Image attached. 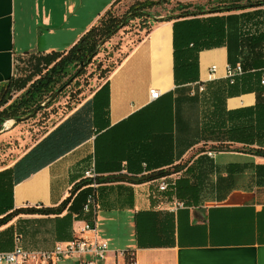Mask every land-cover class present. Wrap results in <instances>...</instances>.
Wrapping results in <instances>:
<instances>
[{
	"label": "crops",
	"instance_id": "1",
	"mask_svg": "<svg viewBox=\"0 0 264 264\" xmlns=\"http://www.w3.org/2000/svg\"><path fill=\"white\" fill-rule=\"evenodd\" d=\"M114 1L0 0V84L19 76L16 64L29 54L70 48ZM223 15V41L200 50L195 70L186 76L196 80L175 82L173 70L174 36L181 49L194 40L193 27L177 26L174 32L173 20L156 22L63 119L23 149L18 148L23 144L5 146L0 156V251H43L71 239L92 212L82 207L62 228L57 218L66 209L58 217L7 214L20 207L58 205L84 180L85 170L93 168L100 178H110L95 189L97 232L109 249L99 264L113 263L129 248L136 264H264V156L248 150L258 146L259 140L248 143L253 142L254 109L264 92L244 89L254 85L244 82V69L228 83L226 68L242 66L244 13ZM80 16L89 17L79 24ZM262 25L258 28L263 30ZM60 45L63 50L52 49ZM105 82L107 87L92 100ZM150 88L159 91L154 100ZM221 108L224 116L237 111L224 127L214 125ZM65 120L59 133L69 135L72 144L51 157L50 141L39 143ZM11 125L8 119L0 129L2 145L14 130H9ZM233 128H245V133L239 138L223 133ZM219 142L230 144V149L216 150L213 145ZM36 164L38 168L23 177ZM176 165L181 167L173 171ZM180 179L195 187L192 195H177L175 182ZM162 182L165 190L159 189ZM178 202L184 205L173 209ZM76 262L65 257L56 264Z\"/></svg>",
	"mask_w": 264,
	"mask_h": 264
},
{
	"label": "trees",
	"instance_id": "2",
	"mask_svg": "<svg viewBox=\"0 0 264 264\" xmlns=\"http://www.w3.org/2000/svg\"><path fill=\"white\" fill-rule=\"evenodd\" d=\"M124 2L125 1L122 3V0H115L113 5L99 16L95 24L86 30L77 42L67 50L52 51L50 53L40 55H30L28 57L29 70L27 74L23 76L10 77L6 82L0 84V129L2 124L8 119L27 116L30 118L31 116H34V110H36L40 104L44 103L45 100L50 98L56 90L63 87L65 82L73 77L75 73H80L82 71L81 67L87 66L92 61L93 57L101 50L103 41L109 39L117 32L118 29L128 25L130 20L143 18V27H146L143 34L140 35L135 42L147 35L152 28H148V26H146V21H149L151 18V14H149L147 10L154 5L161 4L164 0H138L129 4L121 15L114 14L113 11L121 8L125 4ZM203 2L211 3V5L205 7V4L202 2H195V6L191 9L190 7L193 6L191 2L176 1L175 8L182 12V16H166L164 18L156 19L159 22L173 20L174 32L177 26L193 27L192 34L194 35V40L185 42L181 49L177 48L174 36L173 70L175 82L196 80V77L189 78L186 76L190 75L195 70L196 58L200 50L218 46L223 41L224 21L226 18L223 13L243 11L244 18L240 26L242 34L241 44L244 49L242 52V69H244V73H246L244 76V82L254 83V85L244 86V89L254 88L260 93L264 92V84H261L260 80L261 75L264 74V29L262 30L258 27L253 29L250 28L248 25L252 24L251 20L253 19L255 13L246 12L254 7H264V0H205ZM202 11L206 12L203 13ZM261 12L264 13V10ZM190 43L191 46H189ZM124 55L125 53L123 56ZM123 56L108 69V74L118 63H120ZM179 73H181L182 77H179ZM236 77L232 83H230L227 79L228 83L233 84ZM64 79L66 80L64 81ZM106 87L107 82L102 84L101 88L95 92L92 100H95L98 92ZM16 92L19 93L14 95ZM258 104L261 105L258 106ZM47 105H51V102H48ZM40 109H42V107H40L37 111ZM254 110L256 114L254 117L252 136H250L253 139V142H249L248 144L255 143V140L259 141L256 143L258 145L257 147H249L248 150L255 154L264 156V145L260 144V140L264 136V97L259 100V103L257 102ZM216 113L217 118L214 125L224 127L223 125L225 120L237 113V111L227 112V115L224 116L221 108L220 110H217ZM66 121L67 120L59 124L39 143L44 144L50 141L47 153L51 157H55L64 152L72 144L69 135L59 133ZM229 131L232 132L230 133ZM223 133H229V137L237 136V138H239L238 134L245 133V128L226 129ZM213 147H215L216 150H228L230 149V144L219 142L214 144ZM35 148L36 147H34L24 157L28 156ZM237 149L245 150V148ZM24 157L20 160L22 161ZM20 160L14 164V168L18 166ZM38 166V164L31 165L23 177L27 176L31 171L37 169ZM180 167L181 166L176 165L172 168V170H177ZM3 172L10 173V170H5ZM104 179L105 181H110V178H100L96 174L95 180L97 184L102 182ZM143 179L144 178L140 177L138 180ZM90 183L91 179L84 177L82 182L72 186L70 194L56 206H26L15 208L9 212L7 216L13 217L23 213L41 215L52 214L58 217V215L66 209L67 212L63 216L57 218V222L60 223L62 228L70 223L72 213H78L81 211L87 196L96 189H93L90 186ZM85 184L88 186L82 188V185ZM175 185V190L177 191L176 193L178 196L181 195V192H187L192 195L195 190L194 186H190L189 184L186 185L185 181L182 179L177 180ZM133 260H135L133 249L129 248L123 250V260L120 264H130Z\"/></svg>",
	"mask_w": 264,
	"mask_h": 264
},
{
	"label": "rangeland",
	"instance_id": "3",
	"mask_svg": "<svg viewBox=\"0 0 264 264\" xmlns=\"http://www.w3.org/2000/svg\"><path fill=\"white\" fill-rule=\"evenodd\" d=\"M135 1L138 0H125V4L121 8L113 11L114 14L121 15L126 10L127 6ZM202 3L205 4V7L211 5V3ZM192 4L193 6L190 7L191 9L195 6V3ZM175 5L176 0H164L161 4L154 5L148 9L147 12L151 14V18L149 21H146V26L151 28L154 23L159 22L156 19L164 18L166 16H182V12H180L179 9H176ZM87 17L89 16H80L78 23L80 24ZM263 22L264 13L256 12L251 20L253 25L249 24L248 26L252 29L255 27H262ZM143 24V18H135L130 20L128 25L118 29L109 39L103 41L101 50L93 57L92 61L87 66H82V71L80 73H75L73 77L65 82L63 87L58 89V92L54 95L53 99L49 101L51 102V105L42 107V109L36 111L35 115L30 118L27 117L23 121L12 123L9 130H14L10 131L9 139L4 141L5 143H3V145L0 143V156L4 153L3 149L7 145H14L13 147L16 148V146L18 147V144H23L21 147H18L19 149H23L32 144L57 122L63 119L79 102L87 98L96 87L106 79L108 69L119 61L130 45L143 34L146 29V27H143ZM52 49L63 50L64 46L60 45ZM30 55L31 54H29V56ZM28 57H24L25 62L22 60L18 61L16 64L15 75L19 74V76H23L27 74L29 70ZM65 80L66 79H64V81ZM2 128H4L3 124ZM17 153V151L14 152V155Z\"/></svg>",
	"mask_w": 264,
	"mask_h": 264
},
{
	"label": "built area",
	"instance_id": "4",
	"mask_svg": "<svg viewBox=\"0 0 264 264\" xmlns=\"http://www.w3.org/2000/svg\"><path fill=\"white\" fill-rule=\"evenodd\" d=\"M264 60V55H263ZM264 68V67H263ZM211 72L215 70V66L210 67ZM243 69L241 65L234 68L227 67L225 77L230 83L234 81V78L242 73ZM209 79H212V73L209 74ZM261 84H264V77L261 79ZM199 90L203 91V85L199 86ZM150 98L156 99L159 96V91L155 88L149 90ZM209 156H212V152H208ZM84 177L91 179L90 186L95 189L97 183L95 180L96 173L93 168H88L84 172ZM167 184L162 182L159 186L160 190H165ZM184 202H178L174 205L173 209H177L183 206ZM83 209L88 212H92V217L86 220L71 239L63 243H56L52 248L37 251L28 252L20 247H15L12 250L0 251V264H26L28 260H38L39 262L56 264L58 261L65 257H75L76 264H99L103 261L108 252L107 241L100 238L96 227V200L95 190H93L86 198ZM123 260V251L120 254V259H116L111 264H120ZM130 264H136V260H133Z\"/></svg>",
	"mask_w": 264,
	"mask_h": 264
},
{
	"label": "water",
	"instance_id": "5",
	"mask_svg": "<svg viewBox=\"0 0 264 264\" xmlns=\"http://www.w3.org/2000/svg\"><path fill=\"white\" fill-rule=\"evenodd\" d=\"M203 13H205L206 11H202ZM58 92V90H56L54 93H53V95L46 101V102H44V103H42V104H40V106L36 109V110H34V112L33 113H35L40 107H43V106H46L47 104H48V102L51 100V99H53V97H54V95L56 94ZM32 113V114H33ZM31 114V115H32ZM28 117V116H27ZM27 117H17V118H14L12 121V123H14V122H18V121H23L24 119H26Z\"/></svg>",
	"mask_w": 264,
	"mask_h": 264
},
{
	"label": "bare ground",
	"instance_id": "6",
	"mask_svg": "<svg viewBox=\"0 0 264 264\" xmlns=\"http://www.w3.org/2000/svg\"><path fill=\"white\" fill-rule=\"evenodd\" d=\"M8 124H11V122H10V123H8Z\"/></svg>",
	"mask_w": 264,
	"mask_h": 264
}]
</instances>
